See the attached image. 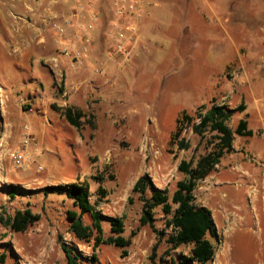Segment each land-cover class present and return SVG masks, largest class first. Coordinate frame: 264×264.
<instances>
[{
    "label": "rangeland",
    "instance_id": "1",
    "mask_svg": "<svg viewBox=\"0 0 264 264\" xmlns=\"http://www.w3.org/2000/svg\"><path fill=\"white\" fill-rule=\"evenodd\" d=\"M15 1L3 0L0 3L1 24L6 27L7 21L10 22L11 30L8 31L20 42L12 44L7 36V28L0 29V86H5L8 77L20 78L28 70L55 73L57 80L53 77L49 86L56 91H47L45 95L59 101L53 102L47 111L61 118L66 107L61 105L59 95L66 87L65 74L71 68L70 65L75 63L70 57V50L79 46L75 43L79 35L78 28L74 26V17L76 6L82 0H42V4L31 6L33 12L28 9L27 12H21L20 4L17 3L19 0ZM98 2L100 7H107L104 0ZM105 18L101 20L103 32L107 31L108 20ZM53 21L65 23L62 35L50 28ZM23 23L29 24L30 28L21 27ZM101 27L96 30L97 39L101 38ZM21 34L24 38L32 36L34 39L28 45L22 44L19 41ZM169 35L160 33L155 36L158 43L153 46L150 59L142 57L134 60L129 49L123 45L115 47L112 58L118 57V63L127 68L120 81L124 83V88L118 89V92L112 91L110 94L117 96L99 108L95 97H91L87 108L82 111L73 107L82 114L78 131L85 137L83 150L74 151L70 148L71 142L66 137L70 136L71 125L65 120H55L53 126H58L57 131L50 128L52 124L46 121L40 125L37 115L25 116L24 111L31 106L20 108V105L18 108L9 102L8 107L1 108L0 103V264H66L59 242L66 244L73 254L80 255L79 264H178L182 256H188L189 246L172 250L166 243L165 238L171 229L166 230L160 238L148 226H140L142 205L139 195L132 194V186L144 174L153 184L165 187L171 194L177 182L185 178L178 171L180 161H191V168H194L200 156L214 149V133L205 131L200 136L192 130L193 123L198 122L196 116L210 105L188 113L181 112L183 108L191 109L192 86L196 82L195 78L189 76L190 81L184 83L186 77L181 75L183 70H176L177 66L183 65V61L179 59L175 62L176 71L172 70L173 74L165 75L157 71L159 60L165 58L173 47L169 43ZM100 47L98 52L102 50V44ZM25 52L31 54V60L23 61L24 66L15 58H20ZM19 82L21 85V78ZM67 96L62 100H66ZM31 110L33 113L44 112L35 107ZM242 111L243 106L240 105L239 110L235 109L237 113L234 112L226 122L232 131L239 117H243ZM177 113V118L182 113L188 114L192 122L184 121L177 125V118L173 120ZM19 115L23 116L22 120H17L16 116ZM10 133V143L6 141L4 144ZM1 139L4 141L1 142ZM26 139L28 145L24 149L22 165L16 167L12 157L21 150ZM32 142L43 149L37 157L30 152L29 145ZM179 142L186 146L184 150L179 149ZM73 183L87 186L88 202L101 215V235L92 227L89 214L80 215L82 224L89 227L91 232L81 242L69 231L67 218L68 211L78 213V210L63 192L48 191L50 187ZM25 210L38 219L26 230L14 232L9 227V219L16 212ZM154 218L155 229L164 231V222L168 217L157 208ZM110 220L122 223L123 232L120 236L128 241L127 247L120 249L106 244L109 238L116 236L111 231ZM97 239L101 243L94 245ZM222 243L221 236L217 235L213 240L215 249ZM248 249L245 246L243 250L245 257ZM239 257L233 254L232 264H250L241 262Z\"/></svg>",
    "mask_w": 264,
    "mask_h": 264
},
{
    "label": "crops",
    "instance_id": "2",
    "mask_svg": "<svg viewBox=\"0 0 264 264\" xmlns=\"http://www.w3.org/2000/svg\"><path fill=\"white\" fill-rule=\"evenodd\" d=\"M82 1L89 5L81 18L86 20L92 11H96L98 22L94 30L86 34L87 37L77 30L79 40L75 43L80 45L88 39L89 52L84 61L71 64L66 72V87L59 95L61 105L82 111L87 108L91 97L98 100V108L104 102L108 103L117 96L110 93L125 86L120 81L127 68L118 63V57L112 58L115 47L120 44L129 49L134 60L150 59L152 48L158 43L155 36L169 33V43L173 47L165 58L159 60L157 71L173 74L175 62L181 59L183 65L177 66L176 70H183L184 83L190 81L189 76L196 80L192 86L191 109L183 108L181 112L188 113L211 104L231 110L241 105L243 117L238 121H246L247 130L252 133L250 136L235 135L232 151L225 154L193 190L195 204L210 211L216 234L223 237L222 245L215 249L209 264H232L233 254L240 256L241 262L264 264V0H135L137 11L122 18L115 16L110 0H104L105 8L100 7L98 0ZM10 2L16 3L15 0ZM17 3L21 12H27V9L33 12L31 6L43 1L19 0ZM103 17L108 20L106 32L101 27ZM9 24L7 21L5 27L0 22V29L7 28L10 42L19 44L8 31L11 30ZM99 26L101 38L97 39L95 35ZM21 27L30 28L25 23ZM119 34H122L121 38ZM22 35L19 37L22 44L28 45L34 39ZM101 44L103 48L98 52ZM15 59L22 65L23 61L31 60V54L25 52ZM53 77L56 81L55 73L28 70L20 77L21 85L19 77H8L5 86H0L1 108L8 107L9 102L18 108L20 105V108H41L43 114L33 113L30 108L24 111V115H37L40 125L46 121L52 124L50 128L59 131L53 124L56 119L64 122V116L61 114L59 118L56 113L47 111L53 102L59 100L45 95L47 91H56L49 86ZM66 95L67 99L62 100ZM21 117L16 116L17 120H22ZM69 132L66 140L71 142L70 148L83 150L84 135L72 126ZM10 135L7 134L4 144L6 141L10 143ZM33 142L29 149L37 157L43 149ZM154 186L165 189L157 184ZM245 246L249 247L247 257L243 255Z\"/></svg>",
    "mask_w": 264,
    "mask_h": 264
},
{
    "label": "trees",
    "instance_id": "3",
    "mask_svg": "<svg viewBox=\"0 0 264 264\" xmlns=\"http://www.w3.org/2000/svg\"><path fill=\"white\" fill-rule=\"evenodd\" d=\"M240 109V106L237 108ZM236 109V111H237ZM235 110H229L224 106L211 104L202 114H198L197 123H193L192 130L197 135H202L205 131L214 133V149L200 156L191 168V161L181 160L178 171L185 178L176 184V189L170 194L167 189L159 190L146 175L139 177L132 187V194L139 195L141 202L140 226H148L157 237H163L165 231L171 229L166 236V243L170 249L175 250L181 246H189L188 256H182L178 264H208L214 257L215 246L213 240L217 238L215 225L208 209L195 204L193 190L197 182L211 173L220 159L232 151V141L235 135L250 136L252 133L247 130L244 120L237 122L236 128L232 131L226 122L233 115ZM62 115L69 125L80 130V118L82 114L75 108L67 106L63 109ZM192 118L186 113H182L177 118V125L186 121L192 122ZM186 146L179 142V149L184 150ZM48 191L63 192L65 197L71 200L73 207L78 213L67 212L69 220V231L78 241H84L90 236V229L84 226L80 215L89 214L92 220V227L98 235H101L100 219L101 215L95 211L88 202V188L82 184H69L66 186H56L48 188ZM159 208L165 217L164 231H157L154 227V211ZM38 218L32 216L29 211L16 212L9 219V227L14 232H21ZM111 231L114 238H109L106 244H112L123 249L128 246V241L124 240L120 234L123 232V225L118 220H110ZM60 247L64 254L66 264H79L80 255L73 254L66 244L61 242ZM101 241L96 240L94 245H99ZM0 263L2 258L0 257ZM171 264H174L171 262Z\"/></svg>",
    "mask_w": 264,
    "mask_h": 264
},
{
    "label": "built area",
    "instance_id": "4",
    "mask_svg": "<svg viewBox=\"0 0 264 264\" xmlns=\"http://www.w3.org/2000/svg\"><path fill=\"white\" fill-rule=\"evenodd\" d=\"M88 5L89 3L80 1L76 6L75 17H74L76 20L75 25L78 28V31H81L84 34H88L92 32L98 22V14L96 11H92L89 14L88 19L86 20H83L81 18L84 12L86 11ZM110 7L114 12L115 16L122 18L125 15L134 14L137 11V2L135 0H110ZM66 23L69 24L68 22ZM50 28L58 35H62L65 32V23L63 24L53 21L50 23ZM121 37L122 34H119V38ZM129 41L132 42L131 37L129 38ZM118 48L122 52H125L124 49H122L120 46H118ZM70 51H71L70 57L73 62L78 63L84 61L87 58L89 52V40L86 39L78 47H72ZM27 145H28V139L23 141L21 150L17 151L13 155L12 161L14 166L19 167L22 165L24 149L27 147Z\"/></svg>",
    "mask_w": 264,
    "mask_h": 264
}]
</instances>
